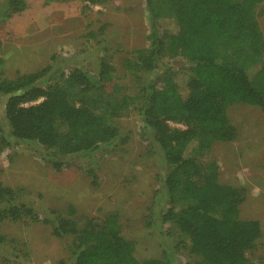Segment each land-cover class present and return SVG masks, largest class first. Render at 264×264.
Instances as JSON below:
<instances>
[{"label": "trees", "instance_id": "obj_1", "mask_svg": "<svg viewBox=\"0 0 264 264\" xmlns=\"http://www.w3.org/2000/svg\"><path fill=\"white\" fill-rule=\"evenodd\" d=\"M262 1L172 0L163 13L157 0H145L147 45L122 61L138 84L132 95L110 86L114 67L104 57L94 71L74 65L65 70L53 57L52 66L41 70L14 79L0 76L7 124L1 148L11 141L35 144L52 170L60 172L72 157H90L115 144L120 136L116 121L135 113L141 140L156 148L163 165L158 217L173 231L169 235L176 234L175 250L196 257L195 264H247V254L262 238L261 227L239 218L244 189L221 183L216 163L202 154L213 143L236 140L229 107L264 112V39L256 19ZM25 9V0H6L0 18ZM164 59L180 60L185 67L158 73L156 62ZM87 174L95 185V171ZM24 194V189L0 184V228L41 224L54 238H68L70 258L59 264H172L168 255L138 260L116 214L78 216L73 206L38 211ZM0 245L21 252L19 242L1 232Z\"/></svg>", "mask_w": 264, "mask_h": 264}, {"label": "rangeland", "instance_id": "obj_2", "mask_svg": "<svg viewBox=\"0 0 264 264\" xmlns=\"http://www.w3.org/2000/svg\"><path fill=\"white\" fill-rule=\"evenodd\" d=\"M171 1L157 0L158 9L166 12ZM5 2L0 0V17ZM25 3L23 12L0 18V76L14 79L41 70L52 66L53 57L60 59L65 70L74 65L94 71L104 57L114 67L110 86L130 95L137 91L138 84L122 68V61L147 45L145 0H104L95 5L82 0ZM256 19L264 39V0ZM156 65L158 73L185 67L177 59ZM158 73L152 78L157 79ZM3 104L1 100L0 138L7 130ZM227 117L237 130L236 140L213 143L202 155L216 163L221 183L244 189L239 218L257 221L262 231V238L246 256L247 264H264V112L234 105L227 109ZM116 126L120 136L115 144L90 157H72L60 172L52 170L43 149L35 144L11 141L10 146H0V184L24 189V201L38 211L73 206L78 216L116 214L122 236L133 242V254L140 261L168 255L172 264H195L196 257L175 250L176 234L169 235L173 231L160 223L161 204L156 197L163 165L156 148L141 140L137 114L117 120ZM90 169L97 176L95 185L87 174ZM0 232L18 241L21 250L15 253L0 245V264H59L70 258L69 239L54 238L41 224L5 223Z\"/></svg>", "mask_w": 264, "mask_h": 264}]
</instances>
